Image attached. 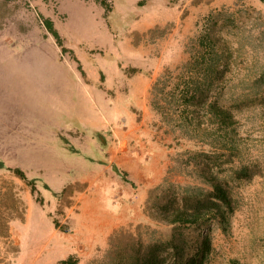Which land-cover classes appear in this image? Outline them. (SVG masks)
<instances>
[{
  "label": "rangeland",
  "instance_id": "374dc122",
  "mask_svg": "<svg viewBox=\"0 0 264 264\" xmlns=\"http://www.w3.org/2000/svg\"><path fill=\"white\" fill-rule=\"evenodd\" d=\"M221 10L235 21L227 38L239 56L227 76L225 100L257 98L238 113L245 143L234 168L250 165L255 175L240 181L229 167L236 211L227 231L212 225L214 251L207 264H264V0H0V159L6 165L0 168V230L9 223L11 233L9 240L0 237V264H60L70 256L78 264H101L117 232L163 230L145 205L148 221L119 229L87 254L91 250L76 240L71 221L86 188L79 156L85 148L91 153L97 124L113 120L118 131H108L107 138L114 141L125 132L121 117L139 115L128 100L132 75L153 86L167 70L176 71L190 59L192 39L207 17ZM151 91L155 133L148 138H163L157 152L166 162L160 185L193 182L185 163L197 142L176 138L154 110ZM15 168L36 181L37 194Z\"/></svg>",
  "mask_w": 264,
  "mask_h": 264
},
{
  "label": "trees",
  "instance_id": "16d2710c",
  "mask_svg": "<svg viewBox=\"0 0 264 264\" xmlns=\"http://www.w3.org/2000/svg\"><path fill=\"white\" fill-rule=\"evenodd\" d=\"M45 24L66 51L54 22L47 19ZM231 25H236L235 21L225 10L211 13L192 39L190 59L176 71L167 70L152 86L151 103L164 124L176 138L197 142L185 163V174L194 181L176 184L167 180L152 189L145 212L163 230L146 226L144 231L139 226L137 232H117L101 264H167L169 260L173 264H207L214 251L212 225L218 223L225 231L229 229L236 211L229 167L240 181H250L255 175L250 165L234 168L245 143L239 131L238 113L257 101L225 100L227 76L239 58L238 49L227 38ZM5 167L0 159V168ZM11 170L37 194L34 179L30 180L21 168ZM67 189L63 191L68 192ZM55 225L59 226L58 222ZM144 232L160 234L147 240ZM0 237L11 238L9 223L0 230ZM78 263L75 256L60 262ZM232 264L242 263L233 260Z\"/></svg>",
  "mask_w": 264,
  "mask_h": 264
},
{
  "label": "crops",
  "instance_id": "0c3cea01",
  "mask_svg": "<svg viewBox=\"0 0 264 264\" xmlns=\"http://www.w3.org/2000/svg\"><path fill=\"white\" fill-rule=\"evenodd\" d=\"M138 82H144L145 86L139 87ZM151 83L143 75H132L128 100L131 109L140 111L139 115L132 112L126 115L128 118L121 117L125 132L114 141L107 138L108 131H113L114 135L118 131L113 128L114 121L97 124L93 127L96 147H91V153L85 148L87 153L79 156L83 160L79 174L86 176L82 180L86 188L76 204L78 213L71 221L77 228L76 240L85 241L91 250L87 254H95L97 246H105L119 229L148 221L144 207L149 191L165 179L166 162L157 152L163 138H148V134L155 133L151 124L156 117L147 101ZM64 171L71 173L69 169Z\"/></svg>",
  "mask_w": 264,
  "mask_h": 264
}]
</instances>
